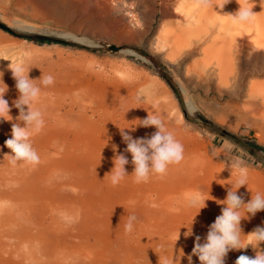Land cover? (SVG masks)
I'll return each mask as SVG.
<instances>
[{"label":"rangeland","instance_id":"374dc122","mask_svg":"<svg viewBox=\"0 0 264 264\" xmlns=\"http://www.w3.org/2000/svg\"><path fill=\"white\" fill-rule=\"evenodd\" d=\"M229 1L219 9L202 7L199 0H0V38L18 43L17 54L10 55L11 48L0 53V90L7 88L4 99L10 114L19 110L14 107L19 92L11 68L22 58L37 84L42 75L54 77L52 85H41L42 93L53 98L51 109L62 114L65 105H75L62 116L63 132H40L31 138L44 163L13 166L6 156L11 154L5 146L9 138L0 141V172L7 178L25 176L30 181L26 189H33L24 200L31 206L21 200L12 206L14 220L26 216L34 230H49L41 225L51 216L45 194L80 202L81 226L69 234L101 242L106 251L84 263L137 264L143 251L152 262L158 249L154 241L167 230L168 221L158 222L150 208L154 204H136L132 195L138 189L145 192L150 184L155 197L153 182L135 183L128 157L130 175L117 186L109 175L115 155L123 154V94L137 96L142 89L154 92L163 103L162 118L183 144L184 161L192 160L197 174L214 182L222 179L235 190L237 171L232 165L239 158L248 170V182L238 195L246 202L257 193L264 195V33L260 35L256 22L234 25L230 15L250 3ZM28 37L67 44L38 43ZM93 103L114 106L107 107L105 123L98 122L97 115L90 119L91 111L86 114L89 120L82 118L78 105L88 108ZM182 191L185 217L210 212L188 206L195 185L186 184ZM130 215L137 220L133 232L126 234ZM58 241L51 237L50 244L56 248ZM33 253L47 257L41 247ZM74 255L60 259L79 264Z\"/></svg>","mask_w":264,"mask_h":264},{"label":"bare ground","instance_id":"6f19581e","mask_svg":"<svg viewBox=\"0 0 264 264\" xmlns=\"http://www.w3.org/2000/svg\"><path fill=\"white\" fill-rule=\"evenodd\" d=\"M221 2V0H216V2L213 1L214 4ZM254 2L255 6L252 11L256 13V15L252 20V24H255V22L258 24V30L261 35L264 33V27L262 26L264 24V0H249V7H251ZM17 46L18 43L16 42L8 44L4 42L3 38H0V53H4V50L11 48L10 55H15L18 52ZM145 92L147 94L142 99H138L141 90L138 92L139 94L137 96L123 94V131L127 132L134 139L150 138V136L157 131L154 126H138L142 123L141 120L146 119L148 115L155 114L159 116L168 128L167 121L162 118L164 110H166L162 107L163 103L157 100L158 96L155 95L154 92L152 93L146 90ZM52 101L53 98L49 100L46 95L42 93L40 100L34 105V107L40 108L44 114L45 126L41 132L43 135L47 134L48 136L57 134V129H59L60 132L66 129L65 121L62 116H65V113L70 110L72 111L75 106L73 103H69L67 107L66 105L64 107L66 111L59 114L57 110L55 112V110L51 109L50 105ZM104 104L107 103L104 102ZM117 104L119 105L120 102ZM78 107L82 110L81 116L83 119H85V117L88 119L89 116L90 119L93 120L97 115L96 119L101 124L107 121L108 115L105 113L109 111L108 108L112 110L114 108V106H107V108L103 104L94 105V103L88 108L81 105H78ZM61 109L62 107L59 108V110ZM99 109L103 110V113ZM88 111H91V114L86 116ZM10 116L5 117L7 120L0 119V141L11 138L12 124L18 122L19 110L17 112H11ZM96 124L98 123L96 122ZM103 128L104 130H108L105 129V125ZM126 147L127 145L123 141V155L132 159L131 154L125 151ZM44 160L45 158L42 157L40 163H44ZM26 166L32 168L31 165ZM195 171L192 160L184 161L183 159L181 163L171 165L165 175H153L150 177L149 180L153 182L152 187H154L155 190V197L151 195L152 191L149 187L150 184L145 192L138 189L136 194L132 195L136 204H138L139 200L149 205L153 203L154 206H150V208H154L152 212L155 213V219L158 222L160 219L166 220L169 226L167 230L157 235L159 239L154 241L158 249L152 256V262L143 254V251L141 255L142 259L137 264H165L166 260L168 264H189V256H191L192 264H200L198 257L192 255L196 237L199 236L201 238L200 242H204L209 226L214 223L216 219L215 215L219 216L221 214V210L224 207L221 203L227 196L229 185L227 186L225 182L223 183L222 179L217 182L210 181L201 177ZM223 179L227 181L230 180L229 178ZM166 182L171 186L166 188L164 185ZM189 183L195 185L196 194H202V199L206 200L205 207L208 208L207 210L210 212H207V215L204 217H200L199 215L197 217L196 213L185 217L183 211L185 192H183L182 189ZM0 184L3 185L1 190L3 194L0 196V264H65L66 259L62 260L63 258H60L72 253H75L72 257L75 258L79 264H86L84 262L89 259L93 260V258H97L98 255L104 256L106 254L105 249L100 246L101 242H91L89 239H82L75 234H69L73 228L78 230L76 226H81L80 220L82 219L83 208L80 202L62 201L53 198L50 194H45L43 197L44 203L46 204L47 210L50 211L51 216L50 219L42 222L41 225H47L49 230L42 227L44 230L39 232L32 228L30 225L31 222L26 216H24L22 220L16 221L9 212L15 202L19 200L25 204L24 206H31L24 201L28 196L33 195V189H26V186L27 188L30 186V181L28 182L23 175L18 179L15 177L7 178L3 172H0ZM202 206L203 204L201 203L199 209ZM23 208L26 209L25 207ZM199 209H195L194 211ZM77 212H79V220L75 223L69 224L63 218V214L75 216ZM241 227L245 235L251 233L257 227H264V211L258 212L249 219L242 220ZM51 237L59 240L57 242L58 247L54 248V242L50 244ZM173 238H177V241L173 240ZM43 240H46V245L42 244ZM242 240L247 242L246 237L242 236ZM35 247L43 248V250L46 251L47 257L37 258L34 256L33 252ZM259 248L264 250V242L259 245ZM242 254L254 257L256 255V250L250 245L246 249L230 251L225 258V264H235L236 259ZM52 255H56V257Z\"/></svg>","mask_w":264,"mask_h":264},{"label":"clouds","instance_id":"9594fccd","mask_svg":"<svg viewBox=\"0 0 264 264\" xmlns=\"http://www.w3.org/2000/svg\"><path fill=\"white\" fill-rule=\"evenodd\" d=\"M202 7H213L223 9L229 0H222L221 3L214 4L213 0H199ZM255 2L251 7L240 5L235 15H230L234 25L250 23L256 13L252 11ZM25 59H20L15 67H12L13 77L16 80V88L19 92L18 99L14 102V107L19 109V116L16 123L12 124L11 138L5 141V146L11 150L9 163L13 166L18 163L35 166L41 162L39 153L33 147L31 138L39 134L44 126L45 119L42 110L34 105L40 100L42 94L41 85L48 87L54 83L51 75L41 76L38 80L40 84L29 78V69L25 66ZM7 90V89H6ZM6 90H0V119L10 116V107L4 95ZM147 93L141 90L138 99H142ZM27 106V109H25ZM11 117V116H10ZM138 126H154L155 131L150 138L134 139L127 132L121 130L123 141L126 143V152L131 154V163L134 165L135 183H146L153 175L163 176L167 173L171 165L179 164L184 159L183 144L178 141L165 122L157 115H148L141 120ZM126 129V128H125ZM115 151V146H114ZM129 163L123 154L115 155L113 159L114 167L109 173L112 186H117L128 175L126 165ZM237 171L235 190H228L226 198L221 204L224 207L221 214L216 217L214 223L209 226L206 238L203 243L201 238L196 237L192 255L198 257L200 264H225V258L233 250L246 249L252 246L256 250L254 257L240 255L235 264H264V250L259 245L264 242V227H257L251 233L245 235L241 227V221L255 216L258 212L264 211V195L257 193L248 202H245L238 189L247 186L248 170L242 165V161L237 158L232 165ZM206 200L202 199V194L192 196L188 201V206L196 207L203 204L200 209L206 206ZM67 223H75L79 220V212L75 216L63 214ZM135 215H130L125 224V233L131 234L134 230ZM190 234V233H189ZM242 236L247 238V242L242 240ZM189 264H192L191 256L188 257ZM168 264V261H165Z\"/></svg>","mask_w":264,"mask_h":264},{"label":"trees","instance_id":"16d2710c","mask_svg":"<svg viewBox=\"0 0 264 264\" xmlns=\"http://www.w3.org/2000/svg\"><path fill=\"white\" fill-rule=\"evenodd\" d=\"M31 40H34L35 42L38 43H45V42H57V43H62V44H67L64 41H60V40H53V39H49L46 37H28Z\"/></svg>","mask_w":264,"mask_h":264},{"label":"water","instance_id":"95a60500","mask_svg":"<svg viewBox=\"0 0 264 264\" xmlns=\"http://www.w3.org/2000/svg\"><path fill=\"white\" fill-rule=\"evenodd\" d=\"M113 49L117 50L118 48L117 47H112Z\"/></svg>","mask_w":264,"mask_h":264}]
</instances>
